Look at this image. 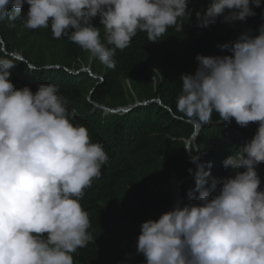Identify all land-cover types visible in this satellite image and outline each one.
Masks as SVG:
<instances>
[{
    "label": "clouds",
    "instance_id": "obj_1",
    "mask_svg": "<svg viewBox=\"0 0 264 264\" xmlns=\"http://www.w3.org/2000/svg\"><path fill=\"white\" fill-rule=\"evenodd\" d=\"M25 2L30 8L22 15ZM260 6L261 0H204L192 23L188 0H0V22L22 17L29 30L50 27L53 38L67 37L108 68H115L117 50L128 48L140 32L149 43L172 40L181 63L191 61L179 77L174 104L165 108L183 128L186 160L195 170L171 179L173 209L144 222L141 234L126 241L127 259L264 264V190L257 172L264 162ZM224 21L235 27L233 36L218 28L204 37L184 30L188 24L204 28ZM0 40L6 53L0 56V264H74L73 254L93 241L90 211L80 201L101 178L109 156L85 126L72 122L58 85L42 83L35 93L15 87L10 77L18 62L36 67L7 49L1 25ZM80 70L97 77L91 67ZM88 100L93 102L91 95ZM155 101L162 104L160 99L117 108L93 103L111 112ZM221 167L237 171L221 187L215 180L205 187ZM193 178L199 203L182 204V186Z\"/></svg>",
    "mask_w": 264,
    "mask_h": 264
},
{
    "label": "trees",
    "instance_id": "obj_2",
    "mask_svg": "<svg viewBox=\"0 0 264 264\" xmlns=\"http://www.w3.org/2000/svg\"><path fill=\"white\" fill-rule=\"evenodd\" d=\"M203 2L188 0V5L194 7L192 23ZM260 7L264 9V0ZM29 8L25 2L21 14L26 15ZM0 25L7 49L22 53L36 67L18 62L10 77L15 87L27 86L35 93L42 83L58 85L59 94L67 100L72 122L85 126L92 142L103 144L109 156L101 178L94 180L80 201L90 211L88 231L93 241L73 254L74 264H147L143 256L125 257L131 252L126 241L141 234L144 222L158 220L173 209L171 179L189 177V169L195 170L192 162L186 160L183 128L165 108L174 104L181 85L179 77L191 61L181 63L182 52L172 40L149 43L140 32L128 48L117 50L115 68H108L96 58L91 61L90 53L67 37L53 38L50 27L29 30L22 26V17L5 18ZM209 26L188 24L184 30L201 37L216 28L231 36L236 32L228 21ZM5 54L0 40V56ZM83 67H91L97 77L80 70ZM90 95L93 102L108 108L126 106L136 99H160L162 104L155 101L127 113H111L94 107L88 100ZM236 171L221 167L205 187L211 188L213 180L217 188L221 187L224 179ZM257 172L264 190V162L257 165ZM199 194L195 178L189 179L182 186V204L199 203Z\"/></svg>",
    "mask_w": 264,
    "mask_h": 264
},
{
    "label": "water",
    "instance_id": "obj_3",
    "mask_svg": "<svg viewBox=\"0 0 264 264\" xmlns=\"http://www.w3.org/2000/svg\"><path fill=\"white\" fill-rule=\"evenodd\" d=\"M130 108H131V106L128 107L127 109H115V110H110V109H108V110L111 111V112H113V113H117V112H127ZM180 197H181V194H180V192L178 191V194H177V200H179Z\"/></svg>",
    "mask_w": 264,
    "mask_h": 264
},
{
    "label": "bare ground",
    "instance_id": "obj_4",
    "mask_svg": "<svg viewBox=\"0 0 264 264\" xmlns=\"http://www.w3.org/2000/svg\"><path fill=\"white\" fill-rule=\"evenodd\" d=\"M137 247H138V241H137Z\"/></svg>",
    "mask_w": 264,
    "mask_h": 264
},
{
    "label": "rangeland",
    "instance_id": "obj_5",
    "mask_svg": "<svg viewBox=\"0 0 264 264\" xmlns=\"http://www.w3.org/2000/svg\"><path fill=\"white\" fill-rule=\"evenodd\" d=\"M132 247H134V244H132Z\"/></svg>",
    "mask_w": 264,
    "mask_h": 264
}]
</instances>
